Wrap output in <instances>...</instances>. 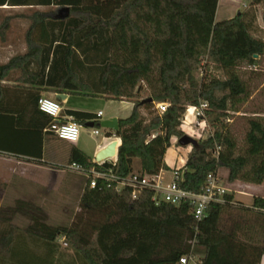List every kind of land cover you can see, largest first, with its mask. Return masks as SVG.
Returning <instances> with one entry per match:
<instances>
[{
	"label": "trees",
	"instance_id": "16d2710c",
	"mask_svg": "<svg viewBox=\"0 0 264 264\" xmlns=\"http://www.w3.org/2000/svg\"><path fill=\"white\" fill-rule=\"evenodd\" d=\"M219 0H0V9H51L20 15L30 21L25 33L28 52L0 67V80L18 70L31 129L44 131L52 118L38 108L43 87L58 94L103 97L134 104L132 115L120 119L115 133L121 140L114 171L127 176L140 161L141 173L169 171L165 162L172 140H180L189 107L207 103L204 120L214 134L198 142L181 171V188L201 193L210 174L228 172V183L264 184V114L246 119L239 141L230 129L234 114L253 92L241 73L264 58V31L257 25V8L264 0H250V9L230 20L216 22ZM70 9L68 18L59 11ZM10 19L0 26L7 39ZM53 55V58H52ZM199 81L196 74L202 70ZM26 90V91H25ZM2 95V93H1ZM153 99L152 103L146 102ZM167 104L160 114L157 105ZM77 123L94 120L86 112L68 111ZM98 125V122H95ZM111 133L108 134L110 138ZM179 145V144H178ZM180 146V145H179ZM219 148V151H217ZM41 163V158L35 160ZM108 170L73 147L69 165ZM152 193L131 200V192L116 193L99 182L86 185L79 211L67 226L46 223L40 208L18 200L7 214L28 216L25 232L1 237L5 248L0 264H28L17 257L18 247H40L43 264H179L192 251L203 250L202 264H260L264 256V198L252 206L225 195V204H212L198 221L189 203L156 205ZM234 211L229 225L226 213ZM11 219V216L10 218ZM64 238L73 254H60ZM29 250V249H28Z\"/></svg>",
	"mask_w": 264,
	"mask_h": 264
},
{
	"label": "rangeland",
	"instance_id": "374dc122",
	"mask_svg": "<svg viewBox=\"0 0 264 264\" xmlns=\"http://www.w3.org/2000/svg\"><path fill=\"white\" fill-rule=\"evenodd\" d=\"M248 3V0L241 2H230V12L225 16L218 15L217 20L221 21L232 17V15H239L244 5ZM40 10L42 12H49L51 9H0V26L5 24L10 19V30L7 32V40L24 41L25 33L29 28L30 21L25 19H19L20 15H32L35 11ZM236 10V14L233 11ZM260 22L263 23L262 9L258 8ZM264 26V24H263ZM1 42V38H0ZM12 58H0V60H11ZM202 70H199L196 77L201 81L203 75ZM243 79L248 82L253 92L252 98L245 102L242 107L241 113L234 114L229 121L230 129L239 141H242L246 133V119L254 116L256 112H262L264 114V58L260 65L251 67L244 65L241 68ZM83 102L85 99H80ZM90 102V101H84ZM89 104V103H87ZM100 104V109L106 115L112 113L113 108L117 107L118 103L114 102L113 105H109L107 108ZM88 106V105H87ZM108 113V114H107ZM193 118L190 117L189 122ZM100 131L98 137H94L92 130L82 128L81 139L79 146L83 147L87 152H92L95 146L106 139V130L96 127ZM186 130L185 135H188L195 139L197 142H201L209 136L214 134L212 127L207 124H203L200 119L196 118L194 123L183 121L182 130ZM189 133V134H188ZM111 135L115 136V132L111 131ZM192 146L181 147L176 144V147H171L166 156V161L170 166H173L172 171L181 173L188 159V155L192 151ZM64 154L67 155L68 147L65 148ZM175 154V156H174ZM174 157V161L172 159ZM64 167L58 168L59 173L54 174L50 170L36 168V164L11 161L10 157L0 155V252H4L5 248L1 242V237L7 234L9 231H14V235H19L25 232L26 228L32 224L31 219L23 214L10 215L6 213V210L13 208L16 201L23 200L33 204L35 207L40 208L45 216V221L51 226H69L76 213L79 211V202L81 196L86 187V179L75 173L64 169L69 164L66 160V156L62 159ZM22 166V167H21ZM134 170L141 171L140 161H135ZM172 171H169L164 175L166 182H171ZM219 177L221 184L225 189H229L228 185V172L226 170L219 171ZM233 190L239 194L238 198L245 206L251 205L255 197H264V185L256 186L250 185V187H233ZM11 219H8L10 218ZM236 218L237 213L230 211L224 216V221L231 224V218ZM60 253H63L66 257H70L73 254L72 247L69 242L64 238L57 241ZM64 244H67L65 247ZM29 249V250H28ZM17 257L25 260L28 264H43L40 256H43V250L40 247H18L15 250ZM198 256L203 255L202 249H197Z\"/></svg>",
	"mask_w": 264,
	"mask_h": 264
},
{
	"label": "crops",
	"instance_id": "0c3cea01",
	"mask_svg": "<svg viewBox=\"0 0 264 264\" xmlns=\"http://www.w3.org/2000/svg\"><path fill=\"white\" fill-rule=\"evenodd\" d=\"M244 0H219L218 9L216 13V18L218 15L225 16L227 13L230 12V2H241ZM8 9V8H6ZM250 9V0L246 3L240 11L243 13ZM258 9V8H257ZM239 13V14H240ZM233 14H236V10L233 11ZM237 15H232L224 20H230L236 17ZM259 16V14H258ZM216 19V22H221ZM264 22H260V18L257 19V25L260 30L264 31ZM28 47L26 40L24 41H14V40H2L0 42V58H16L19 56H23L27 54ZM53 58V55H52ZM10 61V60H9ZM9 61L7 60H0V67L6 65ZM21 76V72L16 70L11 73V78L4 79V81L0 80V155L10 157L11 161H17L18 164L21 162L32 163L36 164V168L39 169H46L50 170L54 174H58V168L64 167L62 164L63 161L61 160L64 156H66V160L69 164L70 152L73 147L80 149L84 152L87 156H89L95 163L96 155L103 149H105L109 144H111L115 140H121L116 138V136L108 137V134L111 131L106 130L107 137L102 142L98 143L92 152H87L83 147L79 146V142L76 144H70L64 142L57 138L53 133L47 132L46 129L44 131H39L36 129H31L30 124L35 122H30L29 116L23 115L24 108L28 106L32 102V98L28 100L25 98L23 94L24 89H27L28 85H23L18 81ZM26 91V90H25ZM40 97L49 98V99H56L60 102L62 109H63V117L65 120H69L74 117L68 115V111H78V112H86L91 113L94 115V120L91 122H98L100 123L103 120H108L112 118L117 119H126L129 118L134 110V104L129 101H115L109 100L103 97H85L80 95H72L69 93L58 94L54 90L48 88H42L38 90ZM2 93V95H1ZM58 95H65L66 99L59 100ZM80 99H85L84 101L90 102H81ZM117 104L116 108H113L112 113L106 115L100 109V104L109 108V105ZM89 103V104H87ZM88 105V106H87ZM102 113L101 116L99 114ZM88 123V122H87ZM82 128L93 130L94 128H87L86 123L82 124L79 123ZM98 125L95 126L97 129ZM82 135V132H81ZM81 139V138H80ZM68 147L67 155L64 154L65 148ZM167 156V154H166ZM175 156V154H174ZM37 158H41V163H37L35 160ZM174 161V157L172 156ZM165 162L167 166L170 168L169 171H172L173 166H170L168 162ZM22 165V164H21ZM22 167V166H21ZM169 171H164L165 174ZM137 172V171H136ZM172 171V176H173ZM229 193L234 194L235 201L241 202L238 198L239 194L237 191L233 190V187H243L247 188L250 187L249 184L244 183H234L229 184ZM264 185V184H263ZM264 198V197H263ZM243 203V202H242ZM247 205L248 207L252 206ZM60 252V251H59ZM197 252V248H196ZM61 254V253H60ZM200 257L203 258V255ZM260 264H264V256L261 260Z\"/></svg>",
	"mask_w": 264,
	"mask_h": 264
},
{
	"label": "built area",
	"instance_id": "2783aa9c",
	"mask_svg": "<svg viewBox=\"0 0 264 264\" xmlns=\"http://www.w3.org/2000/svg\"><path fill=\"white\" fill-rule=\"evenodd\" d=\"M38 108L42 113L52 118L51 123L46 129L47 132L53 133L60 140L70 144H76L80 141L81 125L73 118L65 120L62 115V106L58 100L42 97L38 101ZM167 108V104L157 105L160 114L166 112ZM207 108L208 104L205 102L202 103L200 107H189L183 120L184 123L186 124V122H188L191 125L194 123V120L198 118L203 124H207L204 120V111ZM101 115L102 113L99 114V116ZM190 117L193 118V120L189 122ZM182 131L186 133L184 128ZM99 135L100 131L94 128L93 136L98 137ZM178 142L179 139L174 138L172 140V147H176V144H179ZM217 151H219V148H217ZM106 163L111 164L113 167L108 170H99L95 167L85 168L73 164L64 169L83 176L86 179V185L91 190L97 188L99 182H102L118 194H123L125 191L131 192L132 201L138 200L144 192H150L153 195L152 200L157 206L161 203L176 206L189 203L193 206L192 213L198 221H201L205 217L207 210L212 204L224 205L226 202L225 195L229 193V189H225L222 186L219 173L210 174L202 192L195 193L181 188V173L174 172L171 182H166L164 171H161L158 175H147L134 171L127 176H123L114 171L117 159H111L96 164L102 167ZM64 245L67 247V244ZM202 259L203 258L198 256L196 252V244L194 241L192 242L191 253L182 257L179 264H202Z\"/></svg>",
	"mask_w": 264,
	"mask_h": 264
},
{
	"label": "water",
	"instance_id": "95a60500",
	"mask_svg": "<svg viewBox=\"0 0 264 264\" xmlns=\"http://www.w3.org/2000/svg\"><path fill=\"white\" fill-rule=\"evenodd\" d=\"M70 15V9L69 8H63L59 11L58 18L61 20H64L68 18ZM59 100L66 99L65 95H58ZM146 102L152 103L153 99H148ZM87 128H95L96 124L94 122H88L85 124ZM98 126L104 130L117 132L120 129V123L119 119L112 118L108 120L101 121ZM179 145L181 147H195L197 145V141L192 139L191 137L184 135L179 140ZM121 146V143L119 140L113 141L111 144H109L105 149L101 150L95 157V163H102L111 159H118V153L119 148Z\"/></svg>",
	"mask_w": 264,
	"mask_h": 264
}]
</instances>
